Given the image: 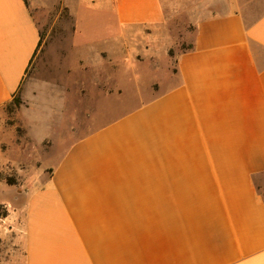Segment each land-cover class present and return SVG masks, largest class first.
Here are the masks:
<instances>
[{
	"label": "crops",
	"instance_id": "1",
	"mask_svg": "<svg viewBox=\"0 0 264 264\" xmlns=\"http://www.w3.org/2000/svg\"><path fill=\"white\" fill-rule=\"evenodd\" d=\"M66 2L87 63L139 51L168 18L163 0ZM251 5L196 4L170 84L72 141L34 185L0 180L16 189L0 201L11 264H264V10ZM48 48L31 3L0 0V107Z\"/></svg>",
	"mask_w": 264,
	"mask_h": 264
},
{
	"label": "rangeland",
	"instance_id": "2",
	"mask_svg": "<svg viewBox=\"0 0 264 264\" xmlns=\"http://www.w3.org/2000/svg\"><path fill=\"white\" fill-rule=\"evenodd\" d=\"M27 1L49 48L39 51L31 63L15 95L20 104L12 99L0 107V145L5 151L0 148V180L7 183L5 177H11L26 186L49 175L72 141L141 105L172 82L177 53L191 46V12L204 0H163L168 18L154 39H141L139 51H104L90 63L77 57L87 52L85 48L69 47L74 15L66 0ZM250 2L254 13L264 10L263 0ZM96 41L101 47L99 36ZM78 62L79 69H73ZM257 182L264 189V174ZM15 192L14 187L0 186V201L14 202ZM6 212V205L0 204V218ZM12 258V242L0 237V264H11Z\"/></svg>",
	"mask_w": 264,
	"mask_h": 264
},
{
	"label": "trees",
	"instance_id": "3",
	"mask_svg": "<svg viewBox=\"0 0 264 264\" xmlns=\"http://www.w3.org/2000/svg\"><path fill=\"white\" fill-rule=\"evenodd\" d=\"M190 47H192V45ZM13 102H15L16 104H20L21 100H20V98H18L17 96H15L13 98ZM5 179H6L7 183H9V184H15L17 182L15 180V178L5 177ZM255 183H256V186H257V188L259 190V193L264 198V189L262 188L261 184L257 182V178L256 177H255ZM6 214H7V212L4 215H6Z\"/></svg>",
	"mask_w": 264,
	"mask_h": 264
}]
</instances>
